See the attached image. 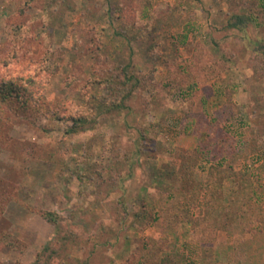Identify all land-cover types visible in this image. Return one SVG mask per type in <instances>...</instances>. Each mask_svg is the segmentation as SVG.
<instances>
[{"label":"rangeland","instance_id":"1","mask_svg":"<svg viewBox=\"0 0 264 264\" xmlns=\"http://www.w3.org/2000/svg\"><path fill=\"white\" fill-rule=\"evenodd\" d=\"M234 1L0 0V45L11 41L13 52H22L14 63L21 70L9 72L0 49V76L25 72L46 83L35 99L41 110L12 128V145L0 147V183L12 196L4 212L11 242L0 247L2 264H34L37 253L71 233L61 264H193L189 255L196 252L186 250L193 225L174 216L173 200L180 189L204 182L207 171L186 157L198 137L187 131L178 101L190 95L197 108L232 105L238 137L248 125L264 136V56L255 47L264 38V13L261 25L230 27L234 13L256 11L253 0ZM142 4L150 20L145 31L125 17L138 15ZM86 10L100 49L82 48L74 37L72 27ZM59 49L60 57L54 55ZM128 57L141 77L155 79L162 102L140 91L135 113L105 119L82 135L66 134L70 121L52 117L58 104L79 106L86 95L101 93L98 84L88 85L93 72ZM121 156L126 162L117 168ZM235 167L240 178L243 170L264 168V142ZM159 169L162 175L153 180ZM235 187L226 180L225 189ZM136 211L145 219L131 227ZM212 243L213 255L202 264H264V233L241 232L233 240L220 229Z\"/></svg>","mask_w":264,"mask_h":264},{"label":"trees","instance_id":"2","mask_svg":"<svg viewBox=\"0 0 264 264\" xmlns=\"http://www.w3.org/2000/svg\"><path fill=\"white\" fill-rule=\"evenodd\" d=\"M253 6L256 11L234 13L228 25L242 30H246L252 22L261 25L263 21H259V16L264 13V0H253ZM91 13L92 11H84L80 22L72 27L74 29L73 34L77 44L82 48L93 50V45H97V48L100 49L102 48L100 36L96 31L97 27L90 15ZM145 15L146 10L142 4L138 15L128 12L125 17L130 25L138 26L141 31H145L149 28L147 25L150 24V20ZM186 24H188L186 27L189 28L188 21ZM187 37L188 33H185V39ZM15 40L19 41L20 38H15ZM93 41L96 42L93 43ZM258 41V44L255 45L256 51L264 56V38ZM11 44V41L8 42L4 49L0 45V49L5 51V64L9 72L21 70L15 68L14 63L19 61L18 56H21L22 52L14 53L10 48ZM62 52V49L55 50L54 55L56 53L60 57ZM53 59L55 60L51 53V62H56ZM100 59L108 64L111 60L109 55H101ZM113 60L116 62L115 59ZM28 63L33 64V59L29 60ZM116 63L112 64L109 69L101 67L98 72H93L94 75L89 79L88 85L91 83L98 84L101 93L95 96L93 94L86 95L87 101L79 106L76 104L67 106L62 101L58 104L52 117L55 120L70 121L71 124L66 128V134L72 137L82 135L96 128L105 119L115 115L127 114L129 111L135 113V109L140 108V106L134 105V98L140 91L149 92V95L152 94L151 98L154 104L162 102L163 95H159L160 88L156 85L154 78L145 80L141 77L135 71L129 57L124 61L119 59ZM14 73L0 76V147L12 145L14 143V137L11 135L12 128L41 110L35 104V99L38 89L44 88L46 85L43 81L44 78L36 77L35 79V76L25 74V72ZM104 87L107 91L104 90ZM175 88L172 86L173 90ZM210 93L212 94V92ZM178 102L180 105L184 104L185 114L183 118L187 123V131L198 137L197 145L186 152V157L189 158L190 166L193 165L194 167L195 165L196 169L205 168L207 176L204 182H195L185 191L180 189L178 197L173 200L176 210L172 213L193 225L186 250L188 255L190 249L196 252V257L189 255L193 264H202L206 256L211 257L213 255L214 244L212 242L217 238L220 229L226 231L228 237L233 240H237V234L241 232L264 233V168L259 171L249 170V168L248 171L244 172L243 170L240 178L237 177L238 171L235 167L237 159L253 153L259 148V145L261 146L264 142V136L257 129L248 125L245 134L242 135L244 138L238 137L234 126H232L233 123H231L236 113L232 105L223 109L220 107V109H209L208 106H204L203 109L202 107L197 108L196 104L191 102L190 95L187 99ZM204 102L205 100L203 104ZM76 106L78 108H73ZM156 115L164 119L163 114L158 112ZM124 161L122 156L117 159L115 162L117 168L124 164ZM188 169L191 170L192 167ZM91 172L93 173L94 170L92 169ZM162 173V169L154 172L153 180ZM173 174L176 175V171H173ZM85 178L87 177H82L83 181L87 182L88 180ZM226 180L235 182L237 187L231 190L225 189ZM11 199L9 188L0 183V247L2 245L8 247L11 242V234L4 218V212ZM192 211L195 212L196 216L190 214ZM124 214H127V209H125ZM44 215L48 221L57 224V216L53 212H46ZM133 218L131 227H138L145 219L144 214L139 211L133 214ZM71 234L65 235L62 240H59L57 246L50 245L37 253L34 264H59L63 258L67 242L76 235ZM161 251L159 249L157 253L159 254Z\"/></svg>","mask_w":264,"mask_h":264}]
</instances>
